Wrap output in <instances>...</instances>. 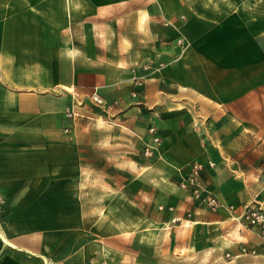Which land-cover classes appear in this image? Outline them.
Returning <instances> with one entry per match:
<instances>
[{"label":"crops","instance_id":"0c3cea01","mask_svg":"<svg viewBox=\"0 0 264 264\" xmlns=\"http://www.w3.org/2000/svg\"><path fill=\"white\" fill-rule=\"evenodd\" d=\"M131 72H155L137 97ZM260 110L264 0H0V264H165L168 234L181 258L264 264L235 219L264 208ZM195 160L233 212L179 186Z\"/></svg>","mask_w":264,"mask_h":264},{"label":"built area","instance_id":"2783aa9c","mask_svg":"<svg viewBox=\"0 0 264 264\" xmlns=\"http://www.w3.org/2000/svg\"><path fill=\"white\" fill-rule=\"evenodd\" d=\"M179 42H182V39H179ZM145 67H148V65H145ZM90 96L95 106L100 110L109 113L112 105L104 99L99 87H95ZM66 115L67 117L74 119L81 115V113L75 108H69L66 110ZM149 132L152 134V140L146 143L145 152L146 154L151 155L161 144V136L158 134L157 127L154 125L149 128ZM203 169V162L198 160L193 161L187 171L181 170L179 186L183 189L189 190L193 199L208 209L219 210L220 208H226L230 212H233L235 206L233 204L225 203L203 182ZM160 208L164 209L165 206L161 205ZM170 208L172 209L173 207L171 206ZM174 219L178 220L179 217H175ZM235 219L243 221L247 226L257 228L259 233L264 237V208L261 205L255 203L246 204L240 214L235 216Z\"/></svg>","mask_w":264,"mask_h":264},{"label":"rangeland","instance_id":"374dc122","mask_svg":"<svg viewBox=\"0 0 264 264\" xmlns=\"http://www.w3.org/2000/svg\"><path fill=\"white\" fill-rule=\"evenodd\" d=\"M24 2L25 4H27L29 3V0H24ZM184 38L185 37L183 36V34L180 33V35L175 37V40H174L177 48L180 49L181 54H183V52L187 48L186 41ZM179 39H182V42H179ZM145 65H148V67H145ZM166 65H167V62H164L162 60H157V61L149 60L147 62L142 63L141 67L145 70H149V69L158 70ZM131 73H132L131 81L134 86L131 94L137 97L140 92V89L144 86L146 82L147 75L149 73L152 74L155 72H131ZM260 111L264 112V110H260ZM258 113H259V110L257 108L251 109L249 116H251L252 118H256L259 116ZM80 116L81 115L77 116V118ZM260 132L264 134V126H260ZM254 143H256V141ZM143 155L147 158H151L155 155V152L151 155H148L146 154L145 147H144ZM245 158L249 159L251 162L253 161L258 162V158L256 156H252V154H250L249 156L247 155ZM158 209L162 210L160 207H158ZM173 238L174 237H172L171 234H168V236L165 237V257H164L165 264H229L231 261V259H229L232 256L230 252L226 253L225 257L223 258V260L226 262H223V260L221 259L214 260L212 257V254H208V253H205L203 255H200L197 253V254L191 255L190 257L186 256V257L181 258L178 248H175V250L167 248V245L169 242L173 243ZM240 250L241 252H244V253H252V254L255 253V250L252 247H248L246 245L242 246ZM154 264H160V263L157 260L156 262H154ZM230 264H237V262L234 261Z\"/></svg>","mask_w":264,"mask_h":264}]
</instances>
